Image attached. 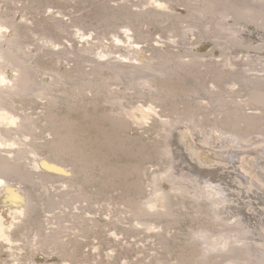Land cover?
Here are the masks:
<instances>
[{"label": "rangeland", "instance_id": "obj_1", "mask_svg": "<svg viewBox=\"0 0 264 264\" xmlns=\"http://www.w3.org/2000/svg\"><path fill=\"white\" fill-rule=\"evenodd\" d=\"M153 1L0 0L1 19L18 24L8 46L38 82L28 94L8 101L33 122L26 135L30 148L74 173L46 172L53 176L49 182L39 171H34V183L12 179L31 195L35 208L14 221L12 242L0 245V264H203L202 259L204 264H246V257L264 264L263 252L254 246L236 254L207 252L212 246L200 243L203 231L206 238L234 233L251 242L255 237L229 232L228 221L234 220L215 219L204 193L195 188L208 184L199 171L215 174L208 179L216 191L214 185L226 182L234 192L219 191L227 203L218 213L225 217L226 211L245 206L248 215L239 209L238 217L256 224L264 243V148L255 149L264 145V107L246 103L256 84L253 78L264 80L259 71L264 70V21L238 18L222 27L224 21L213 12H197L196 0H161L163 8ZM249 1L264 6V0ZM99 54L108 65L117 61L136 69L118 70L116 80L106 81ZM39 87L40 95L31 94ZM149 104L158 114L146 123L119 119L123 109ZM234 112L259 118L255 130L240 125L239 143L229 139L234 129L227 120ZM176 129L186 130L177 134ZM195 140H203L197 144L204 149L201 156L190 150ZM230 147L247 153L238 152L235 163L214 156L226 155L233 151ZM19 163L25 169L30 165ZM156 187L170 196L168 208H159L169 216L138 220L135 206L154 202ZM183 187L187 192L179 190ZM51 199L60 203L52 206Z\"/></svg>", "mask_w": 264, "mask_h": 264}, {"label": "bare ground", "instance_id": "obj_2", "mask_svg": "<svg viewBox=\"0 0 264 264\" xmlns=\"http://www.w3.org/2000/svg\"><path fill=\"white\" fill-rule=\"evenodd\" d=\"M196 1L199 3V5L196 8L197 12L202 15L213 12L214 15L216 14V16H218V19H221L222 21H224V23L220 25L222 27H229V26L236 24L235 21L239 20L238 18H240V22L247 21L248 23H253L252 20H254L257 17H259V19H262L264 21V6L262 5L256 6L249 0H196ZM151 4H153L154 6H158V8L164 7V4L161 2V0H155ZM244 19H246V21H244ZM43 22L44 21H42L41 24ZM228 22H232V23H228ZM17 26L18 24L15 20H13V18H2L1 19L0 17V245L2 244L1 242H6V243L12 242V239L9 236V230L14 227L15 225L14 221L18 217L21 218L23 216H26L28 213H30L33 210V208H35V206L32 204L33 200L31 198V195L20 185H13L12 179L18 178L23 183H26V182L34 183L36 179L35 178L36 173L34 171H39L40 172L39 174L41 175L40 177H42V180L46 182H49L53 177L52 175L46 172H55L59 174L60 176H66L69 174L68 172L74 174L72 170L69 169L66 165H64L60 160L58 161V163L55 161L49 160L48 158L39 155L35 149L30 148L29 144L26 141L27 140L26 135H30V132L32 131V127H33L32 126L33 122H31L32 120L30 121L27 117L16 113L8 101V98L12 96H20L22 94H28L29 88L32 85L38 84V82L31 75V72H32L31 68L26 64V62L21 60L19 55H17L14 51H12L11 48L8 46V44L11 43V39L17 36L16 34ZM228 29L231 33H238L237 29H232V28H228ZM236 36L239 37V35H236ZM51 40L54 41V38H51ZM87 42L89 43V41ZM53 43L56 44V41H54ZM99 55H100V58H102L103 60L100 59V61L97 63L100 66L102 76L104 77L103 79H105L106 81L112 80V79L116 80V78L119 77L118 75H116V71L123 70V69L128 70L130 68L134 69V67L136 66V65L135 66L132 65L129 67L128 65H120V64H117V61L111 65H108L107 63L102 62L106 60V57H103L102 54H99ZM117 56L121 58L120 55H117ZM107 61H110V60H107ZM152 66L154 67V65ZM145 67H151V66L147 65ZM259 71L264 72V70H259ZM46 78H48V76H45L43 79L45 80ZM253 79L254 81H252L251 79L250 81L256 84L254 88H251L250 98L246 103L257 104V105L264 107V80L262 82L258 78H253ZM263 79H264V75H263ZM144 83L146 85L148 84V86L151 89H155V86L152 82L147 81ZM260 83H263V85L262 84L260 85ZM41 93H42V87L34 89L31 92V94H34L36 96L40 95ZM222 99L223 98H221V101L222 103H224L225 101ZM236 105L238 104L236 103ZM153 113L154 115L158 114L156 113V109L154 108L152 104L151 105L149 104V107L147 108L141 105V106H136L133 109H123V111L119 114L120 116L119 119L126 121V123L129 121V122H132L133 124L142 125L147 122L148 118L152 116ZM229 120H230V123H229ZM258 120L259 118L257 115L246 114L243 112H240L239 114L238 113L235 114L234 112V114H231L230 116H228V120H227L229 123L228 125L231 126L232 129H234L232 133L229 134V139L232 138L234 139L233 142L239 143L241 140V137H240L241 135L239 132L242 130L240 125L244 123V126L246 125L249 129L255 130L258 128L257 126ZM184 130L186 129H183V130L181 129L179 131L178 129H176L175 132H177V134L178 133L180 134ZM11 132H14L15 134L14 137H12ZM216 132L221 133L219 129H216ZM18 133L20 134L18 135ZM20 135H23L24 139H21ZM218 137L221 138V136H218ZM195 141L192 142L193 144L190 147V150L192 153L198 156H201L204 149L202 148V146L198 147L197 144L203 145V142H202L203 140L201 142L200 141L195 142ZM230 142L231 144H234L232 143L231 140ZM262 146L264 148V145L260 143L256 145L255 149L260 151V148ZM230 149H232L233 151L227 150L226 155H222V154L220 155V154L215 153L214 156L221 160L224 158L226 160L229 159V160H232L230 161L231 163H235L236 162L235 160L237 158L236 155H238V152L247 153L244 150L242 151V147L240 148L230 147ZM262 150L264 151V149ZM262 157L264 159V156ZM22 160L27 161V162L29 161L30 165H26V167H28V169L30 170L22 167V165L19 163ZM173 164L177 165V162L174 161ZM242 166L245 169V171H248L246 170L247 169L246 164ZM173 169H171L172 172L175 171V168ZM182 175L183 177L186 176L190 178V176H188L187 173L183 172ZM198 175L199 177L203 178V180H207V183L210 184L209 186L207 184V187H202V188L200 187V185L198 186L196 184L195 188L196 190L199 189L202 193H204V195H202L203 202L208 203L212 207V210L214 212V218L218 220H223L225 222L228 221L227 219H233L234 221H228V223L231 222L229 225L231 227V229L228 230L229 232L237 231V233L244 234L245 236H248V237L252 236V237H255L254 239L259 240V241H256L254 239H251V242H249L248 238H241L239 234L238 235L240 236V238L236 237L234 233H232V237L221 234L219 238H217L216 236H212L211 237L212 239H211L208 237L207 238L204 237L205 234L206 236H208V234L206 233V231H203L202 235H200V243L202 245L204 244L205 246L206 245L212 246L210 249L207 248L208 246L206 247L208 250L207 252L215 249L218 253L236 254L238 251H243V250L246 251L248 250V248L252 249L253 248L252 246H254L255 251L257 250V251L263 252L261 254L262 256L261 258L264 259V243H263V238H262L263 237L262 230L257 231L256 224H254L253 226H250V224L248 222H245L242 217H238L239 209L240 211L244 212L243 214L248 215L245 210L247 208H245V206L242 205L243 207L241 208H235L236 210L233 209L234 210L233 212H227L225 210L226 211L225 217L221 216V214L218 213L219 210L223 209V208L220 209V205L227 203V198L226 197L221 198L220 197L221 194L219 191L224 190V189H226L228 193H231V192L233 193L234 191L229 190V187L225 181H224L225 183L224 184L222 183L221 186L214 185L216 189L219 188L220 190L216 191L214 190V188L212 189V187L210 186L213 184V179L212 181H209L208 178H213V176L215 175L214 173H210L209 175L207 173L200 174V171H199ZM260 177L264 178V171H261ZM170 178H172V176H170ZM239 178H241V180L243 181H246L243 175L242 176L240 175ZM227 179L228 178H226V180ZM236 182L239 185L242 184V181L240 180H236ZM229 185L232 187L234 184L229 183ZM155 190H156V199L154 202L151 200L146 204H140V205L135 206L134 216L138 220L141 217L151 216L154 214L158 216H169L170 213L168 211L162 212L159 210V208H165V209L168 208L169 199H170L169 194L162 187L161 189L156 187ZM179 190L187 192V189L185 187L179 188ZM234 196H235V193H234ZM229 199L231 200V202L234 201L231 196ZM53 200L51 199L52 204L50 203L52 206L58 205L60 203V202L53 201ZM58 201H60V199ZM261 204L262 203H260V205ZM229 207H231V205H229ZM243 209L245 211H243ZM248 210L253 211L254 209L248 206ZM253 218L255 219V217ZM139 223L140 222L137 221V224ZM232 223L234 224L232 225ZM234 226L235 228H233ZM153 228H152V225H148L147 227V229H153ZM241 242L245 243L244 245L245 248H242V245L240 244ZM242 261L245 262L246 264H254L256 260L246 257V259L244 260L242 259ZM201 262L203 264L206 263V261L203 259ZM235 263L236 262L234 263L232 262V264H235ZM236 264H241V263L237 262Z\"/></svg>", "mask_w": 264, "mask_h": 264}]
</instances>
